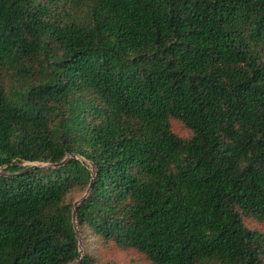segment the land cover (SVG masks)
Masks as SVG:
<instances>
[{"label":"trees","instance_id":"trees-1","mask_svg":"<svg viewBox=\"0 0 264 264\" xmlns=\"http://www.w3.org/2000/svg\"><path fill=\"white\" fill-rule=\"evenodd\" d=\"M0 169V264H264V0H0Z\"/></svg>","mask_w":264,"mask_h":264},{"label":"rangeland","instance_id":"rangeland-1","mask_svg":"<svg viewBox=\"0 0 264 264\" xmlns=\"http://www.w3.org/2000/svg\"><path fill=\"white\" fill-rule=\"evenodd\" d=\"M180 132L182 134H185L183 131ZM71 157L72 156H68V158ZM24 166L31 168L52 167L50 164L43 163H26ZM0 173L3 174L4 171L0 169ZM79 200L80 199H77L75 203H77ZM246 224L252 229H260L264 231V226L254 222L253 220L246 219ZM76 230L78 232V238L80 242L79 247L81 257L89 255L91 258V264H148L143 256L138 255V253L136 252H122L112 245L104 248L99 244L96 238L92 237L89 231H87L85 235H83L82 233H80L78 226H76Z\"/></svg>","mask_w":264,"mask_h":264},{"label":"water","instance_id":"water-1","mask_svg":"<svg viewBox=\"0 0 264 264\" xmlns=\"http://www.w3.org/2000/svg\"><path fill=\"white\" fill-rule=\"evenodd\" d=\"M30 169H34V167H32V168H30ZM1 174V173H0ZM94 182V181H93ZM92 186V185H91ZM90 189H91V187H90ZM85 197H83L81 200H79L78 202H77V204L76 205H78L79 203H81L82 202V200L84 199ZM73 222H74V229H75V231H76V234H77V236H78V232H77V230H76V226H77V208H75V211H74V213H73ZM79 239V238H78ZM82 258L83 257H81V254H80V258H79V261H78V263H80L81 261H82ZM77 263V264H78Z\"/></svg>","mask_w":264,"mask_h":264}]
</instances>
